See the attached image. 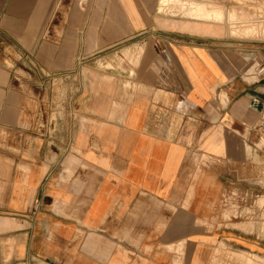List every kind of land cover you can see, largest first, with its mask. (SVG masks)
<instances>
[{"label": "crops", "instance_id": "obj_1", "mask_svg": "<svg viewBox=\"0 0 264 264\" xmlns=\"http://www.w3.org/2000/svg\"><path fill=\"white\" fill-rule=\"evenodd\" d=\"M161 1L0 0V264H264V0Z\"/></svg>", "mask_w": 264, "mask_h": 264}, {"label": "rangeland", "instance_id": "obj_2", "mask_svg": "<svg viewBox=\"0 0 264 264\" xmlns=\"http://www.w3.org/2000/svg\"><path fill=\"white\" fill-rule=\"evenodd\" d=\"M221 1L225 2L226 0H221ZM257 1L258 0H250V3L253 4L254 2H257ZM234 4L240 6L242 4V0H234ZM160 8L161 9L164 8L163 12H165V13H168V12H171L172 10H174V14H182L185 17L188 16V17L200 19V16L202 15V16L206 17V19H209V21H212V22H217L219 24L225 22L224 21L225 20L224 10L221 7L210 9L206 5H199V4H196L194 2H190L189 0H186L185 3L178 2L176 0H162ZM257 14L258 13L256 11L254 13L255 21L257 20ZM233 18H234V20H236L235 16ZM238 20L241 21L240 18ZM237 24H238V22H237ZM237 24H235V25H237ZM253 31H255V30L251 29L249 32L253 33ZM252 201H253V199H252ZM259 205L262 208H264V198L262 200L260 199ZM263 218H264V215H263ZM250 263H251V261H250Z\"/></svg>", "mask_w": 264, "mask_h": 264}, {"label": "built area", "instance_id": "obj_3", "mask_svg": "<svg viewBox=\"0 0 264 264\" xmlns=\"http://www.w3.org/2000/svg\"><path fill=\"white\" fill-rule=\"evenodd\" d=\"M26 264H49V263L45 262V261H42V260H39V259H34V260H31V261H28Z\"/></svg>", "mask_w": 264, "mask_h": 264}, {"label": "bare ground", "instance_id": "obj_4", "mask_svg": "<svg viewBox=\"0 0 264 264\" xmlns=\"http://www.w3.org/2000/svg\"><path fill=\"white\" fill-rule=\"evenodd\" d=\"M175 19H176V18H175ZM200 19L203 20V21L205 20V21H207V22L209 21V19H206V17H204V16H202V15L200 16ZM173 20H174V19H173ZM184 21H185V20H184ZM256 261H257V260H256ZM256 261H255V262H256ZM261 263H264V261L261 262Z\"/></svg>", "mask_w": 264, "mask_h": 264}]
</instances>
